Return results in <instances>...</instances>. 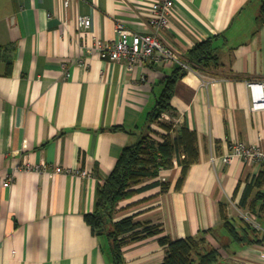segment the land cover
Wrapping results in <instances>:
<instances>
[{"label": "crops", "instance_id": "0c3cea01", "mask_svg": "<svg viewBox=\"0 0 264 264\" xmlns=\"http://www.w3.org/2000/svg\"><path fill=\"white\" fill-rule=\"evenodd\" d=\"M150 3L0 0V264H113L108 237L95 234L85 214L95 211L98 187L122 149L147 130L161 82L180 65L129 68L102 59L94 41L117 40L118 22L153 32ZM260 5L174 0L169 25L158 33L189 67L175 83L174 115L161 120L196 132L199 160L180 189L176 163L158 177L168 191H139L119 203L115 216L160 224L173 238L213 229L207 239L220 249L216 264H264V164L222 159L233 142L264 148V109H251L248 86L264 80ZM79 16L90 17L91 27L80 28ZM215 35L220 66L192 67L188 50ZM151 127L168 133L158 121ZM56 166L63 171L53 174ZM123 250L125 264H161L166 254L157 236L130 238Z\"/></svg>", "mask_w": 264, "mask_h": 264}, {"label": "trees", "instance_id": "16d2710c", "mask_svg": "<svg viewBox=\"0 0 264 264\" xmlns=\"http://www.w3.org/2000/svg\"><path fill=\"white\" fill-rule=\"evenodd\" d=\"M264 24V0H261L257 27ZM219 35L197 42L187 52V61L196 69L219 67ZM185 73L184 66H178L162 83V90L157 96L153 108L147 116V130L132 144L126 145L110 171L107 179L98 187L96 209L85 214L87 223L95 234H105L110 243L113 264H125L124 246L130 238H146L157 236L160 244L165 248V258L161 264H216L220 259V249L212 246L207 234L213 229L181 238H173L167 234L160 224L141 222L135 215L115 219L119 203L135 193L161 185L162 191L170 188L167 181L159 180L161 170L172 168L175 164L182 166L176 189H180L186 179L189 168L199 160L198 135L187 126L175 129L172 121L161 120L165 112L174 115L172 97L176 81ZM158 121L167 130L161 134L151 127V123ZM113 129L129 131L125 126ZM155 135L162 136V141ZM184 155V156H183ZM148 180L150 183L144 184ZM226 227L231 235L239 238L237 230Z\"/></svg>", "mask_w": 264, "mask_h": 264}, {"label": "built area", "instance_id": "2783aa9c", "mask_svg": "<svg viewBox=\"0 0 264 264\" xmlns=\"http://www.w3.org/2000/svg\"><path fill=\"white\" fill-rule=\"evenodd\" d=\"M173 5L174 0H151L149 24L153 28V32L138 33L126 27L122 22H118L116 25L117 40L108 41L98 37L94 41V48L98 50L102 59L124 60L129 68L145 62L159 63L163 61L189 67L181 54L165 43L158 33L160 28L169 25ZM78 24L80 28H90L92 20L88 16H79ZM68 75L70 74L68 73ZM248 86L251 94V109H264V80L249 81ZM162 118L170 119L171 117L169 113L165 112L162 114ZM236 158L245 162L259 161L264 164V148L258 144L233 142L230 144L228 152L223 154L222 159L225 163H231ZM62 171L61 166H56L53 174ZM11 182L12 177L9 176L2 183L5 187H9ZM261 256L264 258V252Z\"/></svg>", "mask_w": 264, "mask_h": 264}]
</instances>
